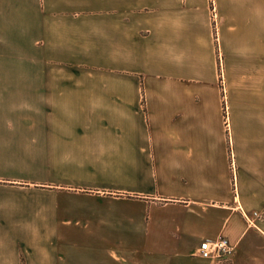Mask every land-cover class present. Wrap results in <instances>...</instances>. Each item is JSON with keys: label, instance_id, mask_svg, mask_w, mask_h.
Returning <instances> with one entry per match:
<instances>
[{"label": "crops", "instance_id": "crops-1", "mask_svg": "<svg viewBox=\"0 0 264 264\" xmlns=\"http://www.w3.org/2000/svg\"><path fill=\"white\" fill-rule=\"evenodd\" d=\"M215 7L0 0V264H264V0Z\"/></svg>", "mask_w": 264, "mask_h": 264}, {"label": "built area", "instance_id": "built-area-1", "mask_svg": "<svg viewBox=\"0 0 264 264\" xmlns=\"http://www.w3.org/2000/svg\"><path fill=\"white\" fill-rule=\"evenodd\" d=\"M212 3L214 5L213 9L214 11H216L214 1H212ZM214 16H216V13L214 14ZM224 101H225V121L227 127H229V122H228L229 112H228V105L226 103V97ZM253 214L254 216L260 217V214L258 212H254ZM233 252H234V245H232L231 242L226 237H220L215 241L205 240L201 243L199 248V255L205 259L216 257L224 261H229Z\"/></svg>", "mask_w": 264, "mask_h": 264}, {"label": "rangeland", "instance_id": "rangeland-1", "mask_svg": "<svg viewBox=\"0 0 264 264\" xmlns=\"http://www.w3.org/2000/svg\"><path fill=\"white\" fill-rule=\"evenodd\" d=\"M212 1H214V4H215V0H210V2H211V9L213 11V19H214V22H215V25H216V16H214L216 11H214V9H213L214 5H213ZM222 79H223V77H222Z\"/></svg>", "mask_w": 264, "mask_h": 264}]
</instances>
